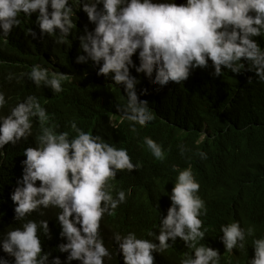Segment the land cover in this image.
<instances>
[{
    "label": "clouds",
    "instance_id": "1",
    "mask_svg": "<svg viewBox=\"0 0 264 264\" xmlns=\"http://www.w3.org/2000/svg\"><path fill=\"white\" fill-rule=\"evenodd\" d=\"M77 10L86 13L95 27L91 31L85 27L79 36L80 50L86 55H77L76 63L90 60L99 65L97 75L111 74L114 84L123 86L127 102L116 108L122 112V119L131 122L132 131H136V124L144 125L155 116L148 100L138 96L139 80L130 68L163 87L170 81L182 83L192 70L207 68L210 60L214 76H220L223 67L233 74L254 72L264 83V48L254 39L264 37V0H186L179 5L175 0H0V37L7 41L12 29L21 24V13L26 17L37 13L41 35L54 37L57 45L65 44ZM28 31L35 36L31 29ZM137 52L138 66L132 60ZM27 76L37 87L43 83L54 93L62 92V82L68 79L66 74L50 72L40 64H34ZM7 79L11 80L12 74ZM6 103L0 91V108ZM34 117L41 134L35 147L24 149L22 178L11 193L16 205L14 218L22 223L0 237V248L14 258L13 264H62L59 257L50 260L51 253L42 252L38 232L50 238L48 221L27 218L33 212L43 216V211L53 207L60 209L56 219L60 236L66 240L58 245L59 252L68 254L63 264L73 260L105 264L112 253L100 234V221L126 199L124 190L117 191L114 198L107 181L120 170L130 171L141 165L133 163L126 148H117L100 135L83 131L75 121L71 128L76 135L71 139L68 132L57 133L45 127L49 115L34 95L17 103L7 115H0V156L6 144L16 145L32 135ZM144 143L156 159L164 160L165 150L160 144L151 137H144ZM199 155L206 156L203 152ZM173 171L178 175L168 197L171 205L147 235L138 238L131 231L123 236L113 234L124 264H154L153 253L165 251L179 238L194 252V256L184 253L180 264H221L227 257H221L224 253L219 254L218 249L198 243L207 231L202 229L200 218L207 209L198 195L200 184L192 168L173 166ZM220 231L221 242L231 255L234 248L245 247L246 236H254L255 229L242 228L234 220L222 224ZM252 246L254 256L248 264H264V236L253 238ZM0 264L10 262L0 257Z\"/></svg>",
    "mask_w": 264,
    "mask_h": 264
},
{
    "label": "trees",
    "instance_id": "2",
    "mask_svg": "<svg viewBox=\"0 0 264 264\" xmlns=\"http://www.w3.org/2000/svg\"><path fill=\"white\" fill-rule=\"evenodd\" d=\"M175 3L179 5L186 0ZM36 16L37 13L30 17L21 13V24L12 29L7 41L0 37V91L7 101L0 108V115H7L17 103L34 95L49 115L45 127L57 133L68 132L71 139L76 135L71 128V122L75 121L83 131L100 135L117 148H126L133 163L141 165L130 171L120 170L114 179L107 181L112 185L114 198L117 191L124 190L126 199L100 221V234L112 253L110 260L105 258V264H124L113 240L114 233L123 236L131 231L138 238L145 236L167 211L171 205L168 197L178 175L173 166L178 169L190 166L200 184L198 195L207 209L200 218L202 229L207 231L204 240L198 243L224 253L221 257L227 256L225 264H248L254 256L253 238L264 236V83L258 81L254 72L233 74L223 67L222 74L214 76L210 60L207 68L192 70L182 83L170 81L163 87L130 68V73L139 80L138 96L148 100L155 116L144 125L136 124V131H132L131 122L122 119V112L116 108L127 102L123 86L115 85L111 74L97 75L99 65L90 60L76 63L77 55H86L80 50L79 36L84 34L85 27L89 31L95 27L87 14L82 10L75 12L72 34L61 45L55 43L54 37L41 35ZM254 39L264 48V37ZM132 60L138 66V52ZM34 64L66 74L63 91L54 93L43 83L37 87L27 76ZM9 74L11 80L7 79ZM32 119V135L16 145L6 144L2 149L4 155L0 156V237L22 223L14 218L16 205L11 193L22 178L24 149L35 147L41 134L37 118ZM144 137H151L162 146L164 160L152 155ZM200 152L206 154L205 158H201ZM39 184L37 181L36 185ZM59 211L49 207L43 216L33 212L27 218L48 221L50 238L38 232L42 252L51 253L50 260L59 257L63 264L68 254L58 251V245L66 242L60 236L61 227L56 219ZM234 220L242 228L254 227L255 232L254 236H246L243 249L234 248L229 255L220 239L223 235L220 226ZM148 238L158 243L154 236ZM184 253L194 256L193 250L179 238L165 251L153 253L154 264H180ZM0 257L8 259L10 264L14 262L2 248ZM71 264L81 262L73 260Z\"/></svg>",
    "mask_w": 264,
    "mask_h": 264
},
{
    "label": "bare ground",
    "instance_id": "3",
    "mask_svg": "<svg viewBox=\"0 0 264 264\" xmlns=\"http://www.w3.org/2000/svg\"><path fill=\"white\" fill-rule=\"evenodd\" d=\"M17 69V68H16ZM6 73V72H5ZM19 78V77H18ZM12 83V82H11Z\"/></svg>",
    "mask_w": 264,
    "mask_h": 264
}]
</instances>
